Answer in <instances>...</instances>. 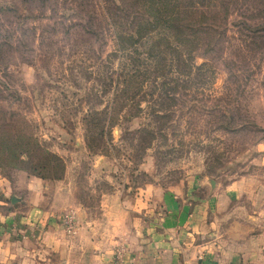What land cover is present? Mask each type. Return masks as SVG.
Returning a JSON list of instances; mask_svg holds the SVG:
<instances>
[{
	"label": "rangeland",
	"instance_id": "374dc122",
	"mask_svg": "<svg viewBox=\"0 0 264 264\" xmlns=\"http://www.w3.org/2000/svg\"><path fill=\"white\" fill-rule=\"evenodd\" d=\"M202 178L240 182L214 239L264 264V0H0L11 264H88L116 199Z\"/></svg>",
	"mask_w": 264,
	"mask_h": 264
},
{
	"label": "crops",
	"instance_id": "0c3cea01",
	"mask_svg": "<svg viewBox=\"0 0 264 264\" xmlns=\"http://www.w3.org/2000/svg\"><path fill=\"white\" fill-rule=\"evenodd\" d=\"M199 186L201 196L177 187L152 189L150 196L129 202L116 199L105 209L103 232L88 264H241L226 255L223 241L214 239L216 221L238 199L240 182L220 189L216 181L202 178ZM13 245L0 241V264L16 257Z\"/></svg>",
	"mask_w": 264,
	"mask_h": 264
},
{
	"label": "trees",
	"instance_id": "16d2710c",
	"mask_svg": "<svg viewBox=\"0 0 264 264\" xmlns=\"http://www.w3.org/2000/svg\"><path fill=\"white\" fill-rule=\"evenodd\" d=\"M120 38H121L120 41L123 40V39L130 40V41L133 40L132 37H130V36H122L121 37V35H120ZM118 51L124 53L125 54V57L127 56V53L124 51V48H121V46H119ZM134 58H136V57H134ZM129 59H131V58H129ZM146 64H148V63H146ZM146 64H145L146 70L143 67L144 68L143 71H139V70L135 69L134 67L133 68H130L129 70H124V67L122 66V69L121 70H123L125 72V74L127 75V76L125 75L127 77L126 79H125V76L122 78V84H127L128 82H130L134 78L144 79V77H146V75L148 74L147 67L148 66L149 67L151 66L149 64L147 66ZM153 66L155 67V65H153ZM130 70H131V72H130ZM127 80H129V81H127Z\"/></svg>",
	"mask_w": 264,
	"mask_h": 264
},
{
	"label": "water",
	"instance_id": "95a60500",
	"mask_svg": "<svg viewBox=\"0 0 264 264\" xmlns=\"http://www.w3.org/2000/svg\"><path fill=\"white\" fill-rule=\"evenodd\" d=\"M12 203H14L15 202V200L14 199H12V201H11Z\"/></svg>",
	"mask_w": 264,
	"mask_h": 264
}]
</instances>
